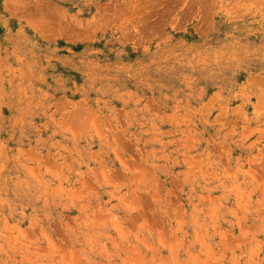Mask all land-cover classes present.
<instances>
[{
	"label": "rangeland",
	"instance_id": "1",
	"mask_svg": "<svg viewBox=\"0 0 264 264\" xmlns=\"http://www.w3.org/2000/svg\"><path fill=\"white\" fill-rule=\"evenodd\" d=\"M0 264H264V0H0Z\"/></svg>",
	"mask_w": 264,
	"mask_h": 264
}]
</instances>
